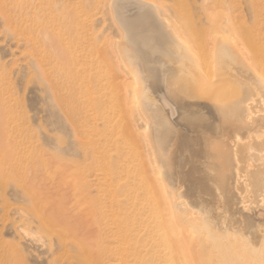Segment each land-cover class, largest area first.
<instances>
[{
  "label": "rangeland",
  "instance_id": "obj_1",
  "mask_svg": "<svg viewBox=\"0 0 264 264\" xmlns=\"http://www.w3.org/2000/svg\"><path fill=\"white\" fill-rule=\"evenodd\" d=\"M148 1L184 42L213 15L243 31V46L247 30L264 35V0ZM138 4L0 0V264H156L141 218L160 200V145L140 110L150 94L160 106V90L146 87L119 19ZM38 19L63 38V74L52 57L44 74L32 44L18 39Z\"/></svg>",
  "mask_w": 264,
  "mask_h": 264
},
{
  "label": "bare ground",
  "instance_id": "obj_2",
  "mask_svg": "<svg viewBox=\"0 0 264 264\" xmlns=\"http://www.w3.org/2000/svg\"><path fill=\"white\" fill-rule=\"evenodd\" d=\"M138 1L141 11L119 19L146 87L160 90V106L146 94L140 110L160 145V200L141 218L156 264H264V35L247 30L243 46V31L213 15L211 27L188 29L193 44L184 42ZM18 39L32 44L44 74L48 57L63 74V38L45 19Z\"/></svg>",
  "mask_w": 264,
  "mask_h": 264
}]
</instances>
